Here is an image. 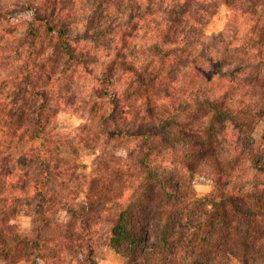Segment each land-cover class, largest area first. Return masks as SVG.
Here are the masks:
<instances>
[{
  "label": "trees",
  "instance_id": "obj_1",
  "mask_svg": "<svg viewBox=\"0 0 264 264\" xmlns=\"http://www.w3.org/2000/svg\"><path fill=\"white\" fill-rule=\"evenodd\" d=\"M22 2L11 19L0 13V264H96L104 246L129 264H264V133L253 136L264 123V0H85L78 32L68 1ZM222 4L229 23L209 44L203 28ZM136 43L143 52L129 59ZM91 60L81 117L72 77ZM62 110L111 141L119 162L90 179L60 164ZM154 142L179 158L155 155ZM197 175L212 186L202 201ZM30 197L41 223L25 237L14 218Z\"/></svg>",
  "mask_w": 264,
  "mask_h": 264
},
{
  "label": "rangeland",
  "instance_id": "obj_2",
  "mask_svg": "<svg viewBox=\"0 0 264 264\" xmlns=\"http://www.w3.org/2000/svg\"><path fill=\"white\" fill-rule=\"evenodd\" d=\"M66 1H68L67 4H65L66 8L72 7V11H73L69 20L71 27L78 32L84 25L82 21L81 7L85 3V0H66ZM175 1H181V0H175ZM22 3H23L22 0H0V13H3L4 17L11 19L10 16L11 14H8V11H12L14 9L19 8ZM18 19L21 20L24 18L20 17ZM12 23L14 24L16 23V21L14 22L12 21ZM228 23H229L228 8L224 4H222L219 6L218 10L208 20L207 24L203 28L204 34L209 38H213V41L211 39L209 44H213V45L218 44L217 37L222 32H224ZM2 25H4V23H2V20L0 18V28H2ZM2 34L3 33L0 32V39H3V36H1ZM135 46L138 47L139 52L135 50L133 54L129 55V59L133 58L134 60L135 57H138L140 53L142 54L143 52V49L140 48V43H136ZM81 47L82 45L80 46V48ZM83 47L87 48L88 50H91L92 52L93 51L96 52V50H98L90 46L89 48L88 45L87 46L83 45ZM214 52L215 51L213 50V53ZM90 59L93 58L90 57ZM89 62L88 65H86L87 68L79 69L78 73H76L72 77L74 79V89L75 91H79L80 93L79 95L80 102L79 104L76 105L80 111L79 114L81 115V117L83 115L82 112L83 108L84 107L88 108L87 107V105H89L88 100L89 101L93 100L90 98V89L87 88V86L90 84V78L88 77L87 73L99 71V68L96 67L94 61L91 60ZM63 79L64 77H62L61 80ZM119 90L120 89L117 88L116 92H119ZM81 117L78 116L77 114L71 113V111L62 110L58 112L55 121V130L57 131L59 138L61 140L63 139L64 141H66L68 144L66 146L58 147V151L54 152V157L60 164L62 163L74 164L79 174H81L83 177H86L87 179H90L92 177H95L98 171L102 170L101 164L103 160L104 161L108 160V163H110L109 165L111 166L113 165L112 162L114 160L118 161L119 151H117V149L113 146V143L105 137H101L100 139H92L91 137L88 138L89 131L84 130V127L82 129V123L84 120H82ZM263 133H264V123L258 122L255 127L253 136L254 138L258 139L261 135H263ZM78 135H82V137H80V139H82L81 142H78L79 138H75ZM153 146H155V150H154L155 155H160L165 158L168 159L170 158L174 160L179 158V154L172 153L170 150H168L167 148L163 147L160 144H156L154 142ZM137 154H138L137 151L130 153V155H132L134 159H136ZM180 157L182 158L181 155ZM154 161L160 163L159 158L157 159L155 158ZM33 175L34 174L31 173L29 175L28 180L35 179L34 178L35 176ZM191 181L193 184L192 187L195 192L196 198L201 201L205 199L206 196L212 190V186L210 185V183L203 177L197 175ZM29 195H31V193ZM41 207H42L41 202L38 201L37 199H32L30 197L27 200V206L25 208L26 209L25 212L14 218V224L19 235L25 237L30 236L32 232L35 230V228L40 225L41 220L39 216H37L36 214L40 212ZM195 224L198 228L199 235L204 236L207 234L210 227V213H209V207L205 205V203L200 206ZM93 259L96 264H129L127 258L123 254L116 253L106 246L96 250V252L93 255ZM223 263L243 264L241 261L235 259H229L224 261ZM1 264H9V263L4 261L1 262ZM37 264H44V263L38 262ZM69 264H75V263L71 262Z\"/></svg>",
  "mask_w": 264,
  "mask_h": 264
}]
</instances>
